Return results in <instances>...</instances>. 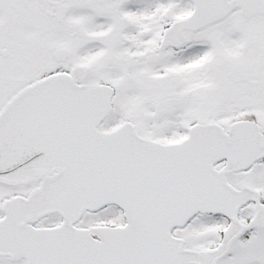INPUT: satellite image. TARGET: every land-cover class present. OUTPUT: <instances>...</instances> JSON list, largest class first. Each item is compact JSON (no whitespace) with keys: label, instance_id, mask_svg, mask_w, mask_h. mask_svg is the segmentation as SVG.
<instances>
[{"label":"snow or ice","instance_id":"snow-or-ice-1","mask_svg":"<svg viewBox=\"0 0 264 264\" xmlns=\"http://www.w3.org/2000/svg\"><path fill=\"white\" fill-rule=\"evenodd\" d=\"M0 264H264V0H0Z\"/></svg>","mask_w":264,"mask_h":264}]
</instances>
